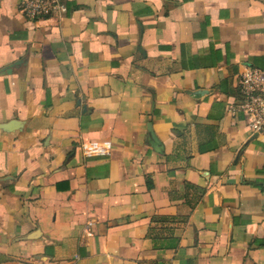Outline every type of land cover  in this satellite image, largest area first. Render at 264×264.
Listing matches in <instances>:
<instances>
[{
  "label": "crops",
  "instance_id": "0c3cea01",
  "mask_svg": "<svg viewBox=\"0 0 264 264\" xmlns=\"http://www.w3.org/2000/svg\"><path fill=\"white\" fill-rule=\"evenodd\" d=\"M0 0V264H264V0ZM152 233V236L150 235Z\"/></svg>",
  "mask_w": 264,
  "mask_h": 264
},
{
  "label": "built area",
  "instance_id": "2783aa9c",
  "mask_svg": "<svg viewBox=\"0 0 264 264\" xmlns=\"http://www.w3.org/2000/svg\"><path fill=\"white\" fill-rule=\"evenodd\" d=\"M20 14L27 20L63 18L68 13L66 0H17ZM243 112L254 135L264 136V71L245 68L239 77V98L229 109Z\"/></svg>",
  "mask_w": 264,
  "mask_h": 264
},
{
  "label": "trees",
  "instance_id": "16d2710c",
  "mask_svg": "<svg viewBox=\"0 0 264 264\" xmlns=\"http://www.w3.org/2000/svg\"><path fill=\"white\" fill-rule=\"evenodd\" d=\"M150 235L152 236V233Z\"/></svg>",
  "mask_w": 264,
  "mask_h": 264
}]
</instances>
